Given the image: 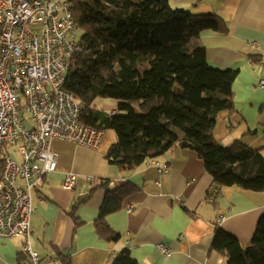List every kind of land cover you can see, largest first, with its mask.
Returning a JSON list of instances; mask_svg holds the SVG:
<instances>
[{
  "label": "crops",
  "instance_id": "0c3cea01",
  "mask_svg": "<svg viewBox=\"0 0 264 264\" xmlns=\"http://www.w3.org/2000/svg\"><path fill=\"white\" fill-rule=\"evenodd\" d=\"M170 2L174 8L225 19L227 33H201L209 62L238 70L234 106L219 112L214 137L223 145L240 140L264 157V87L259 86L264 80V0ZM117 105L114 99L94 102L107 115L116 114ZM117 141V133L106 129L98 149L70 141L51 142L57 167L34 190L31 219L32 244L43 261L113 264L117 254L128 249L137 264H227V258L213 246L216 225L243 242L251 241L264 212L263 192L225 186L211 200L213 178L203 160L193 149L178 146L134 169H122L106 157ZM156 162L168 170L161 174ZM70 172L79 180L74 189L67 190L63 183ZM100 179H108L110 189L124 183L132 188L122 208L105 217L112 232L119 235L116 240L112 232L100 234L96 228L105 189H97L86 203L76 206ZM132 204L135 208L129 211ZM74 216L80 221L78 226ZM161 245L169 252L164 253ZM22 248L20 238L0 239V264H20Z\"/></svg>",
  "mask_w": 264,
  "mask_h": 264
},
{
  "label": "trees",
  "instance_id": "16d2710c",
  "mask_svg": "<svg viewBox=\"0 0 264 264\" xmlns=\"http://www.w3.org/2000/svg\"><path fill=\"white\" fill-rule=\"evenodd\" d=\"M69 1L83 48L72 60L65 88L85 104L83 124L117 133L106 154L110 163L134 169L177 146L190 148L203 160L215 191L238 186L264 193L261 152L240 140L223 145L214 137L219 112L234 106L238 70L213 66L201 33H227L223 17L174 8L170 0ZM98 98L118 101V112L96 109ZM94 183L76 206L105 189L96 228L110 234L105 217L122 208L132 188L124 183L110 189L108 179ZM213 246L227 264H264V212L251 241L216 225ZM113 264L137 261L125 249Z\"/></svg>",
  "mask_w": 264,
  "mask_h": 264
},
{
  "label": "built area",
  "instance_id": "2783aa9c",
  "mask_svg": "<svg viewBox=\"0 0 264 264\" xmlns=\"http://www.w3.org/2000/svg\"><path fill=\"white\" fill-rule=\"evenodd\" d=\"M76 30L69 0H0V239L23 240L20 264H49L33 247L31 219L33 192L57 167L51 142L98 149L105 133L82 123L85 104L65 88L83 48ZM78 180L68 173L63 188L74 189Z\"/></svg>",
  "mask_w": 264,
  "mask_h": 264
},
{
  "label": "rangeland",
  "instance_id": "374dc122",
  "mask_svg": "<svg viewBox=\"0 0 264 264\" xmlns=\"http://www.w3.org/2000/svg\"><path fill=\"white\" fill-rule=\"evenodd\" d=\"M76 34H77V37H80L81 34H82V30H81V29H77V30H76ZM25 124H26V126H27L28 128L31 127V124H30L29 122L26 121Z\"/></svg>",
  "mask_w": 264,
  "mask_h": 264
}]
</instances>
